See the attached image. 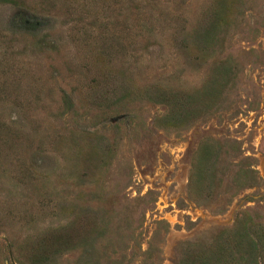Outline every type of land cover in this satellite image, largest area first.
<instances>
[{"label":"rangeland","instance_id":"obj_1","mask_svg":"<svg viewBox=\"0 0 264 264\" xmlns=\"http://www.w3.org/2000/svg\"><path fill=\"white\" fill-rule=\"evenodd\" d=\"M158 86L190 96L184 120ZM208 138L225 153L204 205ZM243 213L264 221V0H0V264L106 216L100 264H175ZM69 247L52 264H77Z\"/></svg>","mask_w":264,"mask_h":264},{"label":"trees","instance_id":"obj_2","mask_svg":"<svg viewBox=\"0 0 264 264\" xmlns=\"http://www.w3.org/2000/svg\"><path fill=\"white\" fill-rule=\"evenodd\" d=\"M219 24L214 20L204 33L205 40L217 43ZM154 94L156 100L169 109V121L184 120L182 116L184 108L190 104V96L159 86L155 88ZM224 147V143L208 138L198 149L188 180L189 194L193 200H201L204 205L212 204L216 196L214 190L220 181L217 172L225 153ZM239 176L244 178L243 182L254 180L251 170L243 171ZM85 210L83 213L86 215L92 212ZM106 217L107 219L90 222V227L80 235L72 236L68 229L62 228L63 232H58L52 241V250H47L45 240H42L41 244L31 249L35 252L33 264H52L64 252L63 249L60 250L62 245L71 246L70 250H79L77 264H100L99 258L104 256H97L98 243L106 237L110 241L119 232L117 226L112 228V221ZM179 253L180 257L175 264H264V221H253L250 215L243 213L231 228L213 234L208 240L203 238L187 242Z\"/></svg>","mask_w":264,"mask_h":264}]
</instances>
